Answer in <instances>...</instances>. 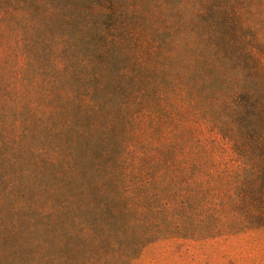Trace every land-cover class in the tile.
Listing matches in <instances>:
<instances>
[{"label": "rangeland", "instance_id": "1", "mask_svg": "<svg viewBox=\"0 0 264 264\" xmlns=\"http://www.w3.org/2000/svg\"><path fill=\"white\" fill-rule=\"evenodd\" d=\"M27 1L0 0V264H264V0H134L89 78L56 31L87 10Z\"/></svg>", "mask_w": 264, "mask_h": 264}, {"label": "trees", "instance_id": "2", "mask_svg": "<svg viewBox=\"0 0 264 264\" xmlns=\"http://www.w3.org/2000/svg\"><path fill=\"white\" fill-rule=\"evenodd\" d=\"M23 2L29 3L27 0H21ZM106 4H98L96 0H34L31 1L33 4L37 5L38 9L43 10V6L48 5V9H56L60 12L61 18L60 21L65 25L63 20L68 21L70 15L73 13L74 9H82L83 11L87 10L84 19H81V22L77 21L70 25L69 30L66 28H57L56 31L61 35L64 44H67L69 47H72L71 56L73 58V69L77 68V60L81 58V67L84 71V78H89L93 74L103 75L112 71L111 66L116 57L115 45L119 44V34L116 33L120 31L124 24L137 14L138 11L137 5L134 0H104ZM83 2V3H82ZM90 3L91 5H87ZM127 6L128 9L124 11L123 6ZM102 11L100 12V8ZM99 8V9H96ZM135 13V14H134ZM43 15V14H42ZM131 16V18H130ZM59 20V19H58ZM76 24L79 26L76 27ZM75 26V27H74ZM175 30V27H172ZM176 33V30L173 31ZM178 33L182 36L183 43H176V52L175 57L182 62V66H186V62L190 61V53L185 52L184 50L189 44L190 37L192 32L188 30H178ZM104 36L101 42V37ZM100 42L101 44L97 45ZM185 47L183 48V45ZM85 47V51H81L79 48ZM92 47V49H91ZM65 58L71 57L70 54L64 53ZM143 60L139 61V64H142ZM87 67H91V75L87 73ZM188 68V67H187ZM92 77V76H91ZM130 102L129 104H132ZM139 118V116H136ZM128 118V116H127ZM172 160V159H170ZM168 160L167 162H170ZM176 162V161H175ZM173 165H176L174 163ZM172 165V166H173ZM241 190L243 187H239ZM245 201V198L242 199V202Z\"/></svg>", "mask_w": 264, "mask_h": 264}]
</instances>
